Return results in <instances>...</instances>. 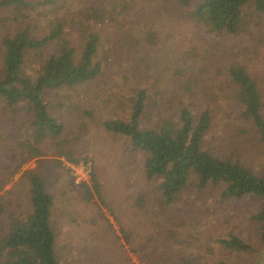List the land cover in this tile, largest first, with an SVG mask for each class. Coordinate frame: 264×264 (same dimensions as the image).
<instances>
[{
	"label": "rangeland",
	"instance_id": "1",
	"mask_svg": "<svg viewBox=\"0 0 264 264\" xmlns=\"http://www.w3.org/2000/svg\"><path fill=\"white\" fill-rule=\"evenodd\" d=\"M95 9L103 13L102 21L88 17ZM246 12L243 30L233 37L209 31L183 7L160 0H55L22 9L17 18L12 8H0V76L2 38L23 27L38 37L52 20H63L76 56L85 40L81 26L98 36V75L73 88L43 93L49 114L62 124L79 160H63L62 166L48 162L42 168L53 198L50 222L61 264H264L258 224L248 218L255 205L225 201L217 189L197 192L192 187L174 206L161 207L156 181L144 175V154L134 151L127 137L102 126L106 120L128 119L131 98L144 86L148 100L141 127L151 128L182 107L195 115L208 110L210 126L202 146L262 173L264 143L242 117L233 98L236 86L226 77L227 67L242 65L264 103V21L249 5ZM52 51L49 44L38 55L28 53L23 70L34 77ZM6 108L0 101V201L7 213L19 215L29 210L21 174L37 163L22 161L20 155L19 142L30 138L31 114L24 105L15 112ZM40 148L43 159L55 157L49 138ZM89 165L106 205L95 194L83 199L80 182L88 181ZM230 232L251 242L252 251L230 252L216 242Z\"/></svg>",
	"mask_w": 264,
	"mask_h": 264
},
{
	"label": "trees",
	"instance_id": "2",
	"mask_svg": "<svg viewBox=\"0 0 264 264\" xmlns=\"http://www.w3.org/2000/svg\"><path fill=\"white\" fill-rule=\"evenodd\" d=\"M160 1L174 2L209 31L226 32L233 37L243 30V18L248 13H245L246 6L264 21V0ZM54 3L55 0H0V8H12L13 17L17 18L22 9ZM88 17L99 22L103 13L95 9ZM49 25L45 34L38 37L23 27L1 41L0 101L6 110L15 112L19 105H24L31 114L30 138L19 142L20 155L22 161L35 159L37 164L21 174L28 186L29 210L19 215L7 213L0 201V264H61L55 253L50 222L53 198L47 190L42 168L48 162L62 166L63 160L74 164L79 160L69 145L70 138L63 136L62 124L49 114L43 93L47 89L73 88L92 80L100 72V64L94 60L96 32L81 26L85 40L76 56L74 46L64 36V21L52 20ZM49 44L53 45V51L42 61L36 75L26 73L23 70L26 55L31 52L38 55ZM226 72L227 80L236 86L233 98L242 117L251 121L264 143V103L256 82L240 64L230 65ZM147 100V88L138 87L131 98L128 119L106 120L102 126L108 132L127 137L132 149L144 154V175L147 180L156 181L159 205L165 209L174 206L180 195L192 187L197 192L219 190L225 201L255 205L248 212V218L258 224L259 241L264 249V171L255 173L236 160L217 156L202 146L204 133L210 126L208 110L195 115L190 108L182 107L177 114L165 117L151 128L141 127ZM46 138L54 146L55 157L49 161L41 157L40 144ZM82 162L88 163L86 159ZM89 167L88 181L80 182L83 199L90 201L95 194L106 205L99 194L96 171L93 166ZM3 185L0 181V190ZM216 242L230 252L250 253L253 249L251 242L233 232L218 237Z\"/></svg>",
	"mask_w": 264,
	"mask_h": 264
}]
</instances>
